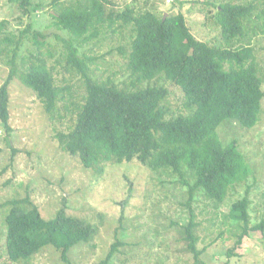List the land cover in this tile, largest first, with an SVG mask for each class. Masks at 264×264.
<instances>
[{
    "label": "trees",
    "instance_id": "trees-1",
    "mask_svg": "<svg viewBox=\"0 0 264 264\" xmlns=\"http://www.w3.org/2000/svg\"><path fill=\"white\" fill-rule=\"evenodd\" d=\"M12 1L18 2L24 15L32 16L42 9L35 5L29 12L30 0ZM58 1L61 0H54L52 5L58 6ZM71 1L61 11L54 9L56 14L45 13L51 27L58 31L51 34L61 45L57 63L65 72L79 75L85 87L83 101L79 106L74 104L78 109L74 125L57 134L58 143L97 174L106 165L134 160L152 172H170L187 194L182 203L189 211L184 239L193 264H204L200 261L203 250L197 246L199 222L194 214L195 201L202 197L216 203V207L223 206L230 190L251 177L236 143L224 145L217 129L226 121H235L248 129L257 124L264 90L254 50L215 47L195 39L181 12L165 17L151 11L136 12L126 6L123 11L107 13V0ZM176 3L180 9L186 4L175 0ZM212 8L220 38L230 43L242 33V19L251 13L253 4L213 2ZM262 15L264 18V9ZM39 18L12 32L4 29L5 22L0 24V57L7 58L10 68L0 87V124L6 134L12 131L9 85L14 79L20 78L36 94L49 115L64 103L62 90H69L56 86L55 68L45 60L42 50L52 37L40 30L45 28L36 26ZM107 22L109 28L114 26L113 33L124 29L130 33L126 64L129 75L122 86L117 75L104 79L97 75L95 65L98 60L104 61V56L89 55L93 46L90 41ZM163 79L182 92L188 114L167 118L162 102L169 91L162 86ZM152 81L157 85H149ZM8 205L5 251L11 262L28 261L51 247L69 264L70 250L91 242L97 233L94 225L68 215L65 207L53 218L45 219L28 198L13 200ZM249 205L248 189L243 198L230 204L227 218L239 229L233 249L240 247L250 233L264 235V220L250 226ZM119 246L121 242L117 240L98 264H108Z\"/></svg>",
    "mask_w": 264,
    "mask_h": 264
},
{
    "label": "rangeland",
    "instance_id": "rangeland-1",
    "mask_svg": "<svg viewBox=\"0 0 264 264\" xmlns=\"http://www.w3.org/2000/svg\"><path fill=\"white\" fill-rule=\"evenodd\" d=\"M53 1L30 0L29 12L35 5H41L42 9L28 16L21 12L18 2L0 0V24L5 22L4 29L8 32L22 29L29 21L41 16L35 21L36 26L45 28L40 30L52 37L42 50L45 60L49 67L55 68L56 86L69 88L68 91L62 90L64 103L49 115L40 99L20 78L9 85V126L12 131L6 134L0 124V264H67L51 247H46L28 261L11 262L6 256L8 202L24 198L34 203L45 219L53 218L58 210L65 207L68 215L97 228L91 242L81 243L70 250L69 264L104 261L117 240L121 246L108 264H193V256L184 239L189 211L183 208L182 203L187 194L170 172L155 173L134 160L106 165L103 172L97 174L84 167L79 158L65 152L58 143L57 134L69 131L74 125L76 107L83 101L85 87L79 75L65 72L61 63L56 61L61 45L51 34L58 31L51 27L50 17L45 13L56 14L54 9L61 11L72 1H58L55 7ZM168 1L107 0L105 7L107 13L120 12L129 6L136 12L151 11L166 17L168 13L181 12L195 39L227 49L251 47L264 90V0H179L186 2L181 9L174 1ZM213 2L253 4L251 13L242 19V33L230 43L220 38ZM108 24L100 27L98 36L90 41L93 46L89 55L104 56V61H97L95 72L103 79L117 75L118 84L122 86L129 75L126 64L130 33L129 29L113 33L114 26L109 28ZM120 46L122 51L121 48L118 50ZM9 70L7 58L0 57V87ZM153 84L157 85V82L149 83ZM162 86L169 91L162 102L167 118L188 114L182 92L165 79ZM217 133L224 145L236 143L250 168L251 177L245 184L230 190L228 201L223 206L216 207V203L202 197L195 201L194 214L199 222L197 246L203 250L200 261L204 264H264V235L250 233L240 247L233 249L239 229H235L227 218L230 204L243 198L248 189L250 226L264 220V98L253 128L226 121L219 126ZM231 249L234 251L227 255Z\"/></svg>",
    "mask_w": 264,
    "mask_h": 264
},
{
    "label": "built area",
    "instance_id": "built-area-1",
    "mask_svg": "<svg viewBox=\"0 0 264 264\" xmlns=\"http://www.w3.org/2000/svg\"><path fill=\"white\" fill-rule=\"evenodd\" d=\"M173 0H169L168 2H172Z\"/></svg>",
    "mask_w": 264,
    "mask_h": 264
},
{
    "label": "clouds",
    "instance_id": "clouds-1",
    "mask_svg": "<svg viewBox=\"0 0 264 264\" xmlns=\"http://www.w3.org/2000/svg\"><path fill=\"white\" fill-rule=\"evenodd\" d=\"M173 1L175 2V0H173ZM173 1H172V2H173ZM178 1H179V0H178ZM169 3H171V2H169Z\"/></svg>",
    "mask_w": 264,
    "mask_h": 264
},
{
    "label": "water",
    "instance_id": "water-1",
    "mask_svg": "<svg viewBox=\"0 0 264 264\" xmlns=\"http://www.w3.org/2000/svg\"><path fill=\"white\" fill-rule=\"evenodd\" d=\"M165 17H166V15H165Z\"/></svg>",
    "mask_w": 264,
    "mask_h": 264
}]
</instances>
